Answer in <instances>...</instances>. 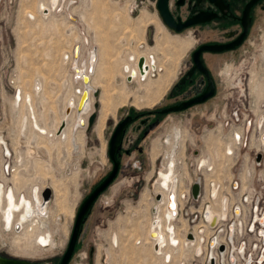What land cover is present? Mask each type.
<instances>
[{
    "label": "rangeland",
    "instance_id": "374dc122",
    "mask_svg": "<svg viewBox=\"0 0 264 264\" xmlns=\"http://www.w3.org/2000/svg\"><path fill=\"white\" fill-rule=\"evenodd\" d=\"M32 1L0 0V136L4 138L11 150L10 155L7 156V150L5 149L6 157L3 159L5 168L11 170L10 174L5 175L7 176L5 181L8 182L6 185L13 186L11 181L13 174L22 166L25 167V162L21 163L22 166L19 165L20 162L16 159L17 156L14 150L16 130L20 126L19 121L22 111V102L20 107H16V101H14L17 97L16 92L20 91L19 89L23 90V88L28 89L27 91L31 90V82L39 73L44 77L43 79L46 78L44 81L47 84L45 83V94L42 98L44 102L40 101L41 103H38V107L40 106L38 109L41 110L50 124H54L55 121L60 120L61 116L64 117L65 115L61 111L65 107L66 88L71 83L69 79L73 83V89L70 86V90L74 91V95L78 98L75 89L77 87L76 91H78L79 85L83 84L82 81L77 82L75 80L76 72L73 66V58L77 43L82 44L81 63L88 62L93 46L100 48V61L94 81L100 70L106 72L110 70L107 63L109 61L107 60L108 56H105V59L102 54V45L106 44L105 51H107V46L111 43L119 51V54L114 55V58L112 57L111 62L114 64V68L111 70V74L110 72L106 74V78L100 83L101 86L100 84L96 85L98 88L95 89L96 93L93 92L92 94L90 110L84 115L82 114L81 117L84 119L81 122L77 117V110L74 109L72 132L73 129H76V126H78L76 131L79 132H76L75 143L72 142V136L71 143H69V135L68 139L64 141L61 137L56 138L55 134H49L54 133L53 131L43 134V132L41 133L36 129L33 125L31 111L25 100L26 96L23 97L28 109L26 111L25 108L24 113L30 119V127L28 126L24 130L21 128V134L23 136L24 131L27 134L29 128H33V132L47 135L41 143L47 145L51 159L55 163V166L49 167L46 162L43 164L36 161L35 164L30 166L35 175H40V180H37L35 184L40 187L45 185L52 187V189L50 188V197L45 199L50 204L48 206L50 214L47 217L49 222L46 226L41 225V222L38 225H35V223L26 224L23 232L16 235L14 232L5 229L3 235H0V256L19 257L18 259L30 262L58 264L66 250L80 203L112 168V160L108 155V144L115 124L128 113L137 115L141 112L152 111L155 108L171 104L175 98L169 93L180 74L189 65L191 48L182 55L177 48L176 41L165 37L162 32L158 34L156 25H151L153 19L151 14L159 16L161 19L156 5L157 0H64L61 9L58 12L53 11L52 19L51 17L47 18L49 22L46 19L44 21L46 23L43 21L36 23L28 15L25 18L23 7L26 4H32ZM55 20L57 24L54 28L52 26L56 23ZM48 23L50 24L48 25ZM47 25L49 28L46 27ZM46 28L48 29L46 30ZM259 28L261 29H258V35L255 34V37L251 40L254 44L250 55L245 53V55L238 56L237 59H235L236 57L229 59L230 56L228 58H217L211 65L215 75L221 74L217 79L219 90L216 94V97H218L217 100L215 99L216 103H213L215 100H212L210 103L201 106L163 116L159 124L149 132L148 137L139 141L138 144L142 147L141 151L132 148L129 155L122 151L120 171L112 183L99 194L86 214L80 227L73 255L68 264H96L98 253L97 264H110L112 252L116 256H114V259L116 258L114 264H166L167 254L164 258L156 259L154 257L153 246L155 242L150 238L152 235L150 225L153 221L152 211L156 207V205H151V202L153 199L154 201L155 199L158 200L156 194H159L156 192L155 187L156 170L162 166L164 155L169 154L171 146V143H168L169 137L173 138L172 133L177 129L184 138L183 144L182 138L179 141L180 154L183 156L179 154L176 157L178 174L180 177L182 174L183 185L186 187V178H190L189 175L194 168V156L199 158L197 154L200 153L201 157L205 156L206 159H211L210 162L213 161L212 155H209L211 147L206 145V140L208 143L210 134L208 130L216 128V123L220 117H217L215 122H213L214 120L211 121L213 122L211 127L207 123H209V117L213 114L214 109L220 106L222 96L228 94V92L224 93L225 83L230 82L232 84L233 80H239L245 74L247 75L246 79L248 80L250 93L252 92L254 95L258 91L253 81L254 70L258 68L261 75L264 74L263 67L260 66L259 69V64L264 58V26H259ZM177 33L182 38H191L189 30ZM157 35L158 38H156ZM98 36H100V40H97ZM76 37L81 38L77 41ZM120 39H123V41ZM130 50H132V56L141 53L148 58L150 54L155 53L158 67L157 69L155 67L154 69L151 68L150 76L146 80L139 75L133 81V78L127 77V73L124 72V65L128 62L127 58ZM71 51L72 61H66L65 57ZM251 55H254L252 65L248 62ZM226 60L228 61L226 62ZM133 64L131 63L130 66ZM226 67L229 68L228 76L224 74ZM124 73L126 78H124ZM258 74L260 73H257L256 77L260 78ZM66 81L68 84L64 87ZM252 81L254 83L253 87ZM4 90L5 97L3 96ZM125 96L126 98H124ZM10 108L11 110L16 109L17 113L14 118L16 123L14 125L16 130L14 131L11 130V119L8 111ZM220 112L219 109L218 113L220 114ZM92 113H95V117L92 124L89 125L88 120ZM51 115L53 119L50 118ZM65 127L66 125L61 130L62 133ZM137 134L139 132L136 130L135 122L127 128L122 145L126 147L128 140ZM77 135L80 136L77 137ZM202 138L204 141H202ZM0 146L3 147L4 144L0 143ZM199 146L201 149L198 151ZM154 151H157L155 159H153ZM196 151L197 154H195ZM213 154L214 156L217 154L218 157V152ZM183 161L187 162L186 166ZM131 163H136L137 166H131ZM46 168L49 169L48 173H46ZM184 169L189 172L187 176ZM151 172L152 175L150 176ZM218 172L219 181L213 178L216 187L218 185L216 196L220 193L217 199L220 197L225 199L226 192L221 190V179L223 178L222 174L228 176L230 173ZM28 178L32 179L34 176H28ZM208 181L207 185L205 183V194L207 195L204 194L203 200L204 202L208 200V204L211 205V199L215 200L216 198L212 196L213 191L211 190L214 189L212 187L214 183H210V176ZM23 184L22 189L24 188V192H22L23 190L21 192L26 194L27 191L30 194L33 184L29 181H24ZM225 185H227L226 182ZM53 187L56 188V192ZM145 194L147 197L144 196ZM143 197H145L144 200ZM148 216H150L149 224L147 223ZM183 219L185 220V217L182 220L180 218L182 222ZM182 226H184L183 223ZM146 233L149 240L153 242L152 247L150 246L151 243H146ZM25 234H35L31 240L33 242L31 248L33 247L34 250L39 248L41 253L44 254L31 257L17 254V248L13 243L17 241V243L24 246L25 242L21 241H25ZM45 234L51 236L50 243L44 245L46 247H38L37 238ZM113 234H116V239L119 235L120 244L118 246H115L112 242ZM21 238L24 240H20ZM35 238L37 239L36 242L34 241ZM190 239L195 240V237ZM196 241L197 238L194 242ZM123 243L125 246H123ZM133 247H137L138 254L142 255L140 258L134 254ZM168 247H166V250L171 247L177 249L172 245H168ZM183 252L182 255L181 252H176L177 254L174 255L176 263H178L179 257L189 256L188 251ZM196 253L198 254V250H196Z\"/></svg>",
    "mask_w": 264,
    "mask_h": 264
},
{
    "label": "flooded vegetation",
    "instance_id": "af4514ba",
    "mask_svg": "<svg viewBox=\"0 0 264 264\" xmlns=\"http://www.w3.org/2000/svg\"><path fill=\"white\" fill-rule=\"evenodd\" d=\"M169 5H170V12H171L174 20L177 23L179 21L184 22V21L189 20V19L193 20L194 22L191 23L190 25L182 28L180 31H176L174 28L165 25L164 22L159 18V16H155V15L151 14L153 17L151 25L152 24L156 25V27L158 29V34L160 32H162L163 34H165V37H169V38L173 39L174 41H176L177 48L179 49V51L182 55L191 48V50L189 52V65L180 74V76L177 79V82L175 83L174 87L172 88V90L169 93V95H171L175 98L171 104L155 108L152 111L141 112L137 115L128 113L125 117L121 118L115 124L113 132L115 131L117 126L122 121L127 120V123L123 127L120 143H119L117 150L115 152V160L119 163L118 171H117L115 178L117 177V175L120 171V167H121V161H120L121 160V153L124 152L126 155H129L132 151V148L136 149V150L138 149L139 151H141L142 147H141V145L138 144L139 141L148 137L149 132H151L152 129H154L159 124V122L161 121L163 116H165L169 113H172V112H182V111H185V110L190 109L192 107L201 106V105L206 104L208 102L210 103V101H212V100L218 99V97H216V94L218 93V90H219L217 79L221 76V74H219V73L216 74L217 75V77H216L215 73L212 70L211 65H213V62L215 60H217V58H223V57L228 58V56H230L229 59H232L235 57H236L235 59H237L238 56L240 57V56H242V54L245 55V53L246 54L249 53V55H250V52L253 50V44H254L251 40H253V38L255 37L254 36L255 34L258 35V32H259L258 29H261V28H259V26H264L263 25L264 24V0H170ZM184 30H189L191 38L190 37H187L188 39L182 38L179 35V33H177V32H182ZM169 31L174 32L175 34H171ZM158 37L159 36L157 35L156 38H158ZM161 37H163V36H161ZM131 52H132V50H130V54L127 58L128 62L126 63V65H124V72L129 73V75H130L132 71L136 70L137 76L134 77V80H136L139 75L141 76V74H140L139 66H138V69L130 66L131 63H134L136 61V55L132 56ZM81 56H82V52H81ZM141 57H145L146 65L149 67L147 77L142 78V79L146 80L150 76L151 68L154 69V67H155L157 69V67H158L157 60H156L155 53L150 54L149 58L146 55H142ZM141 57H139V59ZM139 59H138V61H139ZM238 59H241V58H238ZM248 59H249L248 62L251 63L252 55L249 56ZM228 60H226V62ZM99 61H100V48L98 49L97 66L99 64ZM199 61L202 62V65L206 69L207 73L200 69L201 66L199 67V65H200ZM126 66L128 67V69H125ZM228 69H229L228 67H226L224 69L225 70L224 74L226 76H228V73H229ZM96 70H97V67H96ZM254 73H255V75H254L253 81L255 82L256 89L259 88L256 95L261 97L264 94V79L261 77V80L259 79V82H258V79L256 78L257 73H260L258 71V68H256L254 70ZM175 76H176V72H175ZM223 77H225V76L223 75ZM246 78H247V75L244 74V75H242V78H239V80L238 79L233 80L232 84L230 82L225 83L224 93L228 92V94L222 96L220 106L214 109L213 114L211 115V117H209L210 121H209V123H207V125L209 124L211 127L213 125V122H215L217 120V117L225 116V114H227V111L229 109H231V110H235V109L237 110L238 109L239 102L242 100V97H243L242 95L239 94V91L241 90V87L244 85V83L247 81ZM253 81H252V87L254 84ZM206 89L212 90V94L207 96L204 100L199 101V102H194L184 109H180L177 111L171 110L168 112H162L163 109H166V108H169L171 106L186 102V101L202 94L204 91H206ZM79 91H83V84H82L81 90L78 89V91H77V95L80 98L81 93H79ZM4 94H5V90L3 91V96L5 97ZM79 98L78 99L76 98V100L78 101ZM216 100L213 103H216ZM14 101H16V98L14 99ZM148 107H150V106H148ZM219 109L221 111L220 114L218 113ZM65 112H66V110H65ZM73 114H75V110H74ZM73 114H72V116H73ZM211 121H213V122H211ZM135 122H136V130H137V132H139V134H137L134 137H131V139L128 140L127 146L124 147L122 145V143L124 140L125 132L127 131V128ZM68 123H69V120H68ZM217 123H218V121H217ZM67 126H68V124H67ZM42 129H44V128H42ZM42 129H41V131H42ZM202 131H203V129H202ZM113 132H112V134H113ZM24 133H25V131H24ZM45 133H47V132H45ZM172 135H173V138L169 137L170 140L168 141V143H171L169 154L164 155V159L162 161V166L156 170L157 179L155 182V187H156L157 193H163L165 196H167V192H166V190L162 189V187L160 186V182L162 180H164L165 178H174V177L178 178V199L180 201V195L184 192V190H181V187H182V184H184V181L182 178L183 177L182 174H181V177L178 174L179 170H178L176 155H179L181 153V151L179 150V141H180V138H182V136H181V132H179V130H177V129H175L173 131ZM183 139L184 138H182V144H183ZM171 140H173V141H171ZM202 141H204L203 138H202ZM4 142H5L4 138L2 136H0V143L4 144ZM217 144H218V146H217ZM219 144L220 143H215L212 141L210 142L209 139H208V143H207V140H206V145L211 147L210 151H209V155L210 154L212 155L213 160L217 157V154H216L217 152H218V157L221 155L222 147ZM183 148H184V146H183ZM195 149L197 150V148H195ZM200 149L201 148L199 146L198 151ZM15 152H16V150H15ZM154 152L155 153L153 155V159H155L157 157V155H156L157 151H154ZM214 152L216 154L215 156L213 154ZM5 153H6L5 152V145L3 147L0 146V181L2 183H4V186H5V183L6 184L8 183L5 181V177H7V176H5L7 174V171L5 168V161L3 162V159L6 157ZM183 153H184V149H183ZM195 154H197V151L195 152ZM197 155H199V154H197ZM181 156H183V155H181ZM206 158L207 157L202 156L199 160H201L203 162V164L211 161V159L208 160ZM164 162H165V164H164ZM183 163L185 166L187 165V162L183 161ZM130 165L134 166V167L137 166L136 163H134V164L131 163ZM112 168H113V161H112ZM112 168H111V170H112ZM184 172L187 173L186 176L189 174L188 170H185ZM149 175L151 176L152 172ZM195 184H197V183H195ZM35 185H38V184H35ZM35 185H33V187ZM46 186L47 185H45L44 187L43 186L40 187L39 194H41L42 189L45 188ZM13 187H14V184H13ZM217 187H218V185H217ZM6 188L7 187H4L5 191H6ZM14 190H15L17 195H20L19 192H21L22 190H23L22 192H24V188L21 189L20 191H18L17 188L15 189V187H14ZM198 192H199V185H198L197 193ZM214 192L216 194L218 193L216 190H213V193ZM25 193H26V196H28L27 199H29V198L32 199V197H31L32 189H31L30 194H28L27 191ZM191 193L193 195L192 187H191ZM144 196L147 197L146 194ZM212 196H214V195H212ZM145 197H143V200L145 199ZM193 197H195V196L193 195ZM215 197H216V195H215ZM226 198H228V197L226 196ZM153 201H154V199L152 200L151 205L155 204V201L154 202ZM228 201H229V198H228ZM228 201H227V207H228ZM223 205H224V199L222 197L221 198L222 213H223V208H224ZM227 207L225 209L226 212H227ZM162 208H164V210L166 212V205H161L160 211L162 210ZM203 208H204V210L202 209L203 212L209 209L211 211L212 215L219 214V213H213L211 206L209 204L207 206L204 204ZM161 212H160V214H161ZM16 214H18V213H16ZM16 214H15V220H18L19 216L16 217ZM222 215L224 216V214H222ZM160 219H161V217H160ZM164 219H165V215H164ZM181 220H182V218H181ZM40 222H41V225L46 226L49 221H48V218H40L37 221H35L34 219L28 220L26 222H23V230H24L26 224L35 223V225H38V223H40ZM4 224L5 223L2 219V215L0 212V235L1 234L3 235V233H4V230H5ZM172 224L175 226V238L178 241L177 245H179L180 239L177 238V235H176V229L178 230L176 220L172 221ZM163 225L164 224H162V222H161V224L159 226L163 227ZM159 226H157V227H159ZM165 227H166V225H165ZM165 227H164V229H165ZM150 229H151V225H150ZM23 230H22V232H23ZM203 230H205V229L203 228ZM12 232H14L15 235L21 233V232L20 233L15 232L14 230H12ZM48 236H50V235L45 234V235H41L40 237H38L37 238L38 239V245L37 246L38 247L40 246L42 248L46 247L44 245H47L51 241V236L50 237H48ZM196 237H197L196 242H194V240L186 241V239H184V243H186V244L190 243L194 247L196 246L195 251H194L195 253H196V250L198 248H201L203 250V234L199 231V233L197 234ZM168 239L166 238V243L168 242ZM13 244L14 245L16 244L15 246L17 248V254L22 255L24 257H26V256L31 257V256H35V255L44 254V253H41L39 248L37 250H34L33 247L31 248V246H22L21 244L19 245V243H13ZM118 244H120L119 243V235H118ZM118 244H117V246H118ZM98 257H99V253H98ZM98 257H97V262H98ZM16 258H19V257H16ZM97 262H96V264H97Z\"/></svg>",
    "mask_w": 264,
    "mask_h": 264
},
{
    "label": "bare ground",
    "instance_id": "6f19581e",
    "mask_svg": "<svg viewBox=\"0 0 264 264\" xmlns=\"http://www.w3.org/2000/svg\"><path fill=\"white\" fill-rule=\"evenodd\" d=\"M27 1L29 2V0H27ZM169 1L170 0H168L167 5H168V9L170 11ZM63 3H64V0H33L32 4H28V5L26 4V6L23 7L24 8V16H25V18H27L26 16L28 15V17H30L31 19L35 20L34 22H36V23L38 21H43L44 22L49 17H51V19H52V12L53 11H57L58 12L61 9V6H62ZM50 21H52V20H50ZM48 22H49V20H48ZM55 22H56V20H55ZM31 23H32V21H31ZM44 23H46V22H44ZM49 24L50 23H48V25ZM56 24H57V22L55 24H53L52 27L55 28ZM48 25L46 27H48ZM58 25H59V23H58ZM44 27H45V25H44ZM48 28H46V30ZM73 32H74V30H73ZM77 37H78V35H77ZM77 37H76V39H78L77 41H79V39L81 37L80 38H77ZM99 37L100 36H98L97 40H100ZM33 38H35V37H33ZM42 38H44V37H42ZM120 40L123 41V39H120ZM107 42L109 43V41H107ZM105 46H106V44L102 45V54H103L104 58H105V56H108L107 60H109V61L107 63L110 66V68H109L110 70L108 72H110V74H111V70L114 68V64L111 61L113 60L114 55L119 54L118 53L119 51L111 43L107 46L108 47L107 51H105ZM81 51H82V44L81 43H77V45L75 47V52H74V58H73V62L74 63H73V66H74V69H75V72H76L75 80L77 82L82 81V83H83V91H79V93H81V94H80L79 100L77 101L76 98L78 99V97L76 95H74V91L70 90V86L72 88L73 83H72L71 79H69L71 83L66 88V91H65L66 95H65V98H64L65 107L61 111L62 114L65 113L64 118H63V116H61L59 121L57 120V121H55L54 124H50L46 120V118L44 117V115L41 112V110L38 109L40 107V106L38 107V103L40 101H43L42 98H43V96L45 94L44 90H45V83H46L44 81L46 78L43 79L44 77L42 75H40V73L37 76H35V78L37 77V79L35 80V78H34L33 81L31 82V85H32L31 90L27 91L28 89H24L23 88V90L19 89L20 91H17L16 107H20L21 102H22V111H21V114H20L21 119L19 121L20 126L18 127L17 130L14 127V125L16 124L15 121H14V118L17 115L16 109H12L11 110V108H12L11 107L10 110H8L9 111V117L11 119V130L12 131L16 130V134H17L16 137H15L16 138L15 139V150H16V156H17L16 159L20 162V164H19L20 166H22L21 165L22 162H25L24 163L25 167L22 166L21 168H19L13 174L12 179H11V181L14 184L15 189L17 188L18 191H20L22 189V187L24 186V184H23L24 181H29L31 184L34 185L37 182V180H40V175H38V174L35 175L33 173V170L31 171V167H30L32 164H35L36 161H40L43 164H45V162H46L49 167L55 166L54 161L51 159L49 148L47 147V145L45 143H41V141L44 138H46L47 135H42L39 132H33L32 131L33 128H29V132H27V134L24 133V132H23L24 133L23 136L21 134V128H23V130H24L26 128V126L30 127V119H29L28 115H26L24 113L25 112V108H26V111L28 110L27 106L25 104V100H26V103L28 105V108L31 111V117H32V120H33V125H34V127L36 129H38L41 133L43 131L44 132L43 134H48L49 132L53 131L54 133H49V134L50 135H54L55 134L56 138L61 137L64 141H66L68 139V135H69V143H71V136H72V142L75 143L76 132H77L76 129L78 128V126H76L75 127L76 129H73V132H72V127H73L72 124H73V119H74L72 114L74 112V109L77 110L76 111L77 112V117H78V119L81 122V120L84 119V118L81 117L82 114L84 115L85 113H87L90 110L91 102H92V94H93L94 90L96 88H98V87H96V85L102 83L104 81V79L106 78V74H108V72H106L105 70H100L99 74L97 75V77H96V79L94 81V76L96 75V72H97L96 67L98 68V66H97V63H98V48L96 46H93V48H92V50L90 52V55H89L88 62H86V61H84L82 63L80 62ZM67 55H68V58H67ZM67 55L65 57V60L66 61H70V60L72 61V51L69 54H67ZM141 56H142L141 53L136 56V61L134 62V64L131 67H134V68L138 69V59ZM141 58H143V69L139 68L140 69V74H141L142 77H146L147 74H148L149 67L146 65L145 57H141ZM125 69H128V67L126 66ZM123 75H124V78H126V74L124 73ZM128 75H129V73H127V77H131L134 80V77L137 76V71L136 70L132 71L131 74L129 76ZM79 79H81V80H79ZM34 80H35V84H34ZM67 84L68 83L66 81L64 83V87H66ZM100 86H101V84H100ZM81 88H82V85H79V90H81ZM76 89H77V87H76ZM76 89H75V93L77 94ZM46 93H47V91H46ZM23 97H25V100L23 99ZM45 97L47 98V96H45ZM120 98L122 99V97H120ZM124 98H126V96ZM66 102L68 103L67 104V108L68 109L66 108ZM43 104H41V105H43ZM104 104L106 106L105 100H104ZM148 104H150V103H148ZM65 108H66V112H65ZM70 117H71V119H69ZM50 118L53 119V116L51 115ZM62 118H63V120L61 122ZM68 120H69V123H68ZM60 122H61L62 127H61V125L59 127ZM83 123H85V122L83 121ZM21 124H22V127H21ZM67 124H68V126H67ZM65 125H66V127L68 129L65 127L66 129L62 133L61 130L64 128ZM42 128H44V129H42ZM41 129H42V131H41ZM45 132H47V133H45ZM81 132H83V131L81 130ZM77 133H79V132H77ZM231 134H232V132H231ZM226 135H227L226 132L220 130V126H217L215 131L214 130H210V134H209V137H208L209 141L210 142L212 141V142L220 143L219 145H221L223 153L221 152V155L219 157H216L215 160H213L212 162H207L211 166V170L210 171H204V175H205V178L207 180L206 185L208 184L209 176H210V180L211 179L213 180V178H214V180L219 181L217 173H219L218 171H220V173H221L223 171L222 169H224V167H225V164L227 162V158H225L226 152H228V151L230 152L231 151L232 144H233L231 142L232 138H228V140L225 139ZM78 136H80V135H77V137ZM231 137H234V135L231 136ZM4 145H5V149L7 150L6 155L9 156L11 150L8 147V144L6 143V141L4 142ZM217 146H218V144H217ZM224 154H225V156H224ZM223 157H224V161L222 162ZM24 158H25V160H24ZM200 158H201V156H200ZM198 163H199V165H203V162L201 160H198ZM6 171H7V174H9L10 173V168L6 169ZM30 171H31V173H30ZM46 171H47L46 173H48L49 169L46 168ZM223 172L225 173V171H223ZM228 173L231 174L230 171ZM32 175L34 176V178H32V179L28 178L27 179L28 176H32ZM222 176L225 177V175H223V174H222ZM224 177L221 179V190L223 191V189L225 190V188H226V190H227L226 194H227L228 188H227V185H225V183H223ZM227 177H229V175ZM215 184L216 183L214 182V185H212V187H214V189H212L211 191L216 190L218 192V187H216ZM160 186L162 187V189L166 190L167 196H165L163 193H159L158 195L160 196V198L158 200L155 199L156 202H155L154 205H156V207H154V209L152 211L153 221H152L151 229H150V233L152 234L150 236V238L155 242L154 246H153V242L150 241L149 238L147 237V233H146L145 239H146V243L147 244L151 243L150 246L154 247V251H155L154 253L157 254V255L154 254V257L156 259L157 258L158 259L159 258H164L165 254H167L166 255V260L169 261V259L171 257H173L176 252L177 253L181 252V255H182L183 251L195 250L196 246L194 247L190 243H188V244L184 243V240H183L184 238H181V240H180L181 243L179 242L180 244L177 245L178 241L175 238V226L172 224V221L177 219L176 215H177L178 202H179V199H178V178H176V177H174V178H165L164 180H162L160 182ZM4 187H7L6 191L4 190ZM14 187L13 186H8V185H6V183H5V186H4V183H2L0 181V212H1V215H2V219H3L4 223H5L4 224V229L10 230V231L14 230L15 232L20 233L23 230V222H26V221L32 220V219L37 221L40 218H47L49 216V214H50V208L48 209V206L50 204L47 203V201H45V199L43 197V194H42L43 191L47 188V186L45 188H43L41 194H39L40 186L39 185H35L32 188V195H31L32 199H30V198L27 199L28 196H26V194H23V193H20V195H17L15 190H14ZM48 187L52 189L51 186H48ZM184 187L185 186L182 184L181 190H184ZM53 188H54V190L56 192V188L55 187H53ZM223 192H225V191H223ZM205 195H207V194H205ZM213 195L215 196L216 193L214 192ZM222 195H223V193H222ZM227 201H228V198H225L224 199V205H223L224 208H223V213H222V210H221V197L219 199H215V200L212 199L211 200V205H210L211 209H212V212L213 213H219L220 215L219 214L212 215L211 211L209 209L203 212L204 215L207 217L208 220L213 219L214 221H216L219 216H223L222 214H224V215L226 214L225 209L227 207ZM209 202H210V200H209ZM161 205H166V212H165L164 208H162V210H161L162 212L160 211V206ZM160 212H161V214H160ZM16 213H18V214H16ZM15 214H16V217L19 216L18 220H15ZM164 215H165V219H164ZM160 217H161V219H160ZM149 222H150V216H148L147 223L149 224ZM161 222H162V224H164L163 227L159 226L161 224ZM182 223H183L184 226H186V221L183 220ZM165 225H166V227H165ZM156 226H159V227H156ZM164 227H165V229H164ZM176 231H177V229H176ZM203 231L204 230L202 229L200 232L202 233ZM30 234H25V237H24L25 241H21L23 243L25 242L24 246H31V243L33 244V242L31 240H32V238H34L35 234L34 235H30ZM36 236L38 237L39 235H36ZM36 238H35V240L33 239L35 242L37 241ZM166 238L167 239L169 238L167 243H166ZM177 238H179V237L177 236ZM196 238H195V240H196ZM20 240H24V239L21 238ZM27 240H30V241L28 242ZM190 240H194V239H190ZM186 241H189V240L186 239ZM112 242L115 244V246L118 244V239H116V234H113ZM16 243H17V241H16ZM129 245H130V243H129ZM168 245H172L173 247H176L177 249H173L171 247L170 249L166 250V247H168ZM123 246H125L124 243H123ZM133 249H134L133 250L134 254L138 255V257L140 258L142 255L138 254L137 247H133ZM197 250H198V254L202 252L201 248H198ZM124 253H125V251H124ZM127 253H129V252H127ZM114 256L115 255H113V252H112V260H111L110 264L116 263V260H115L116 258L114 259Z\"/></svg>",
    "mask_w": 264,
    "mask_h": 264
},
{
    "label": "built area",
    "instance_id": "2783aa9c",
    "mask_svg": "<svg viewBox=\"0 0 264 264\" xmlns=\"http://www.w3.org/2000/svg\"><path fill=\"white\" fill-rule=\"evenodd\" d=\"M253 63L254 55L250 64ZM260 66L264 69V58ZM258 75V82L261 77L264 79V74ZM239 94L243 97L238 109H229L216 124L227 133L225 139L232 138L233 143L231 151L224 154L227 162L222 169L225 173L231 172L229 177L222 176L228 188L227 212L216 221L208 220L203 213V205H208V200H203L207 183L204 171H210L211 166L199 165V153V158H193L194 168L190 178H186L187 185L178 202L176 235L180 240H190L204 228L203 250L199 254L188 250L189 256L179 257L178 263L173 256L166 264H264V95L250 93L248 80ZM195 183L199 185V192L193 197L191 187ZM184 217L186 226L182 227L180 218Z\"/></svg>",
    "mask_w": 264,
    "mask_h": 264
},
{
    "label": "water",
    "instance_id": "95a60500",
    "mask_svg": "<svg viewBox=\"0 0 264 264\" xmlns=\"http://www.w3.org/2000/svg\"><path fill=\"white\" fill-rule=\"evenodd\" d=\"M167 2H168V0H157V3H156L157 9H158L159 14L161 16V19L165 25L174 28L176 31H180L182 28H184V27H186V26H188L194 22L193 20L189 19V20H186L184 22L179 21L177 23L174 20L171 12L168 9ZM199 62H200L199 67L201 66L200 69L207 73L206 69L202 65V62L201 61H199ZM138 66L140 69H143V58L139 59ZM94 93H96V90L94 91ZM210 94H212V90L206 89V91H204L202 94H200V95H198V96H196V97H194V98H192L186 102H183V103H180L178 105H174V106H171L169 108L163 109L162 112H168L171 110L177 111L180 109H184L194 102H199V101L204 100ZM94 117H95V113H92L89 117V120H88L89 125L92 124ZM126 123H127V120L122 121L117 126V128L115 129V131L113 132V134L111 136V139H110L109 144H108V155H109L110 159L113 161V168L107 174V176H105L103 178V180L100 181V183L97 184L92 189V191L80 203L78 210H77V213H76V216H75L74 226H73V229H72L66 250L64 251V253H63L58 264H68L69 263L72 255H73L75 245H76L77 240H78V235L80 232L81 224H82L86 214L88 213L89 209L91 208L92 204L95 202V200L97 199L99 194L101 192H103L112 183V181L114 180V178L117 174L119 163L115 160V152H116L117 147L120 143L123 127ZM61 127H62V125H61ZM197 191H198V185L194 184L192 186V192H193L194 196L197 195ZM42 194H43L44 199H48L51 195L50 188L47 187L43 191ZM156 198L159 199L160 196L157 195ZM189 237H191V235H189ZM0 264H47V262H30V261H26L23 259L0 256Z\"/></svg>",
    "mask_w": 264,
    "mask_h": 264
}]
</instances>
